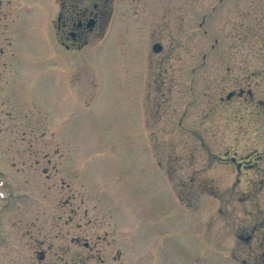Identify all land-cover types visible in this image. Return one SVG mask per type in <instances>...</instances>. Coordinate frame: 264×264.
I'll use <instances>...</instances> for the list:
<instances>
[{
  "label": "rangeland",
  "instance_id": "obj_1",
  "mask_svg": "<svg viewBox=\"0 0 264 264\" xmlns=\"http://www.w3.org/2000/svg\"><path fill=\"white\" fill-rule=\"evenodd\" d=\"M100 1L97 34L67 50L51 0H0V219L83 200L111 218L106 237L80 215L35 242L11 212L0 245L49 244L61 264H210L204 218L264 200V103L238 115L219 99L241 77L264 102V0ZM208 148L248 163L236 173Z\"/></svg>",
  "mask_w": 264,
  "mask_h": 264
},
{
  "label": "flooded vegetation",
  "instance_id": "obj_2",
  "mask_svg": "<svg viewBox=\"0 0 264 264\" xmlns=\"http://www.w3.org/2000/svg\"><path fill=\"white\" fill-rule=\"evenodd\" d=\"M100 2V0H51L52 7H50V12L57 13L55 35H57L58 41L64 48L70 50L84 46L88 42L90 35L97 34L100 21L99 13L106 8ZM228 72H230L229 69L226 70V73ZM244 81L241 77L238 78L236 80V88H231L225 96H219L222 102L223 98L225 99L224 102L228 106H235L237 111H234V113L238 115H244L245 111L242 112V110L248 105L259 111L260 104L264 103L261 97L249 90L250 88H244ZM210 95L213 96V94ZM201 97L204 98L203 96ZM198 98L199 96H195L194 99ZM208 115L205 113L202 118L206 119ZM198 126V122H195L190 127L193 132V139L195 141L200 140L203 143H201L202 145H206L205 140L212 137L208 133L205 137L202 136L199 133ZM207 151H209L211 160L212 157H218L224 163L232 164L236 173L243 171L247 165L246 163H248V160L241 158L239 154L229 156L228 150L225 151L224 156H220L218 152H214L209 148ZM263 158L264 154L255 156L256 160L253 163L258 164ZM164 175L166 176L165 172ZM213 177L210 176L207 179ZM166 178L168 177L166 176ZM202 182L206 183L205 186L209 185L207 180ZM258 182L261 186H264V180ZM220 201L225 204V200ZM178 202L181 203L180 200ZM43 204L44 207L37 210L35 206H32L35 204H22L16 206V209H14V205L8 204V207L5 206L6 210L2 219H0L1 225H4L6 214L14 212L11 230L16 236L19 234L18 231H21L20 234L24 236H33V241L36 242V234L49 230L51 233L55 231L54 236H59L60 231L63 235H67L70 232L68 226L70 223L73 225L74 218L83 215L84 217L88 216V219L92 220L93 216L97 219L95 223L99 233L97 235L98 239L101 240L102 237L105 239L106 234L102 231V228L105 227L107 229L106 223L111 218H107L100 210L99 212H89L84 207L83 200L80 202V204H83V209L77 206L76 200H46ZM252 205L254 206H250L252 211L247 214L245 212L246 216H243L244 214L241 213L240 208H220L221 213L215 215V219L213 218L214 214L207 215V218H204L210 235L206 245L210 264H264V206H262L264 205V200H253ZM236 210H239V212H236ZM60 221L64 222V226H59ZM39 222L46 224L47 227L42 228ZM80 226L82 227V224ZM214 230L219 232L214 233ZM80 231L83 232V229ZM232 235L233 237L228 241L227 236ZM80 236L81 233L78 231L76 236L72 235L70 237L73 242L79 245L81 243ZM42 242L44 243V240ZM83 246L92 248L87 241L83 242ZM54 261L55 264H61L58 262L57 256L56 260L55 258L53 259V250L49 244L46 246L43 244L28 246L17 244L0 245V264H54ZM63 264L69 263L66 261Z\"/></svg>",
  "mask_w": 264,
  "mask_h": 264
},
{
  "label": "water",
  "instance_id": "obj_3",
  "mask_svg": "<svg viewBox=\"0 0 264 264\" xmlns=\"http://www.w3.org/2000/svg\"><path fill=\"white\" fill-rule=\"evenodd\" d=\"M153 49L158 52L161 49V46L158 43L154 44Z\"/></svg>",
  "mask_w": 264,
  "mask_h": 264
}]
</instances>
